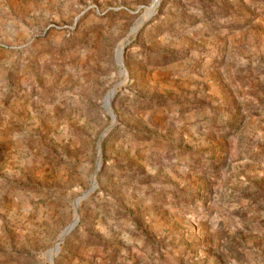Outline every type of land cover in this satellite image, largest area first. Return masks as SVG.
Segmentation results:
<instances>
[{"label": "rangeland", "instance_id": "1", "mask_svg": "<svg viewBox=\"0 0 264 264\" xmlns=\"http://www.w3.org/2000/svg\"><path fill=\"white\" fill-rule=\"evenodd\" d=\"M56 249L264 264V0H0V264Z\"/></svg>", "mask_w": 264, "mask_h": 264}, {"label": "bare ground", "instance_id": "2", "mask_svg": "<svg viewBox=\"0 0 264 264\" xmlns=\"http://www.w3.org/2000/svg\"><path fill=\"white\" fill-rule=\"evenodd\" d=\"M138 31V30H137ZM136 31V32H137ZM135 33H132L130 36H132V35H134ZM123 44H122V46H121V48H120V51H119V59H118V61H119V64H120V66L122 67V68H124V64H123V54H124V50H125V47H126V45H127V40L125 39L123 42H122ZM122 75H123V77L125 78L126 77V75H127V72H126V70L124 69L123 71H122ZM116 88L117 87H115L110 93H111V97L113 96V94H114V92H115V90H116ZM107 106L110 108V99L108 98V101H107ZM98 162H99V166L101 165V143H100V145H99V158H98ZM92 181H96V179L94 180V179H92ZM81 200V199H80ZM75 208H77V205L75 206ZM71 228V227H70ZM70 228H68L63 234H62V238H65L67 235H68V233L70 232ZM58 245V247L60 248V242L57 244ZM57 253H58V249H56V251H54L53 253H52V256H50V260H51V263L52 264H54V258H55V256L57 255Z\"/></svg>", "mask_w": 264, "mask_h": 264}, {"label": "water", "instance_id": "3", "mask_svg": "<svg viewBox=\"0 0 264 264\" xmlns=\"http://www.w3.org/2000/svg\"><path fill=\"white\" fill-rule=\"evenodd\" d=\"M140 28H141V27H140ZM140 28L138 29V31L140 30ZM138 31H137V32H138ZM129 38H130V37H127V38H126V40H127V44H128V42H129ZM120 83H121V82H120ZM120 83L117 84L116 87H117L118 85H120ZM113 96H114V95H113ZM113 96L111 97V93L108 94V98L110 99V104H111V102H112ZM110 109H111V111L113 112L111 106H110ZM113 119L115 120V115L113 116ZM109 130H110V129H109ZM109 130H108V131H109ZM108 131H107V132H108ZM107 132H106V133H107ZM106 133H105V134H106ZM105 134L103 135V137L105 136ZM101 162H102V157H101ZM100 168H101V165L99 166V162H98V168H97V170L95 171V173H94L92 179L95 180V179L97 178V175H98V172H99ZM96 185H97L96 181H95V182L92 181L91 186H90V187H89V188L83 193V195L81 196V198H82V197H86L90 192H92L93 190H95ZM77 222H78V221H77ZM73 224H75V223H73ZM76 224H77V223H76ZM76 224H75V225H76ZM75 225H74V226H71V228H70V232L74 229ZM67 229H68V228H67ZM67 229H66V230H67ZM70 232H69V233H70Z\"/></svg>", "mask_w": 264, "mask_h": 264}]
</instances>
